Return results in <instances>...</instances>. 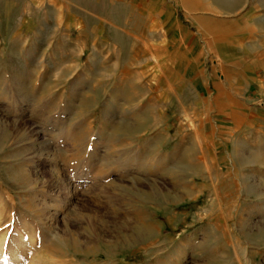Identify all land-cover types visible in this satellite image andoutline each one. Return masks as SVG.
<instances>
[{"label":"rangeland","instance_id":"rangeland-1","mask_svg":"<svg viewBox=\"0 0 264 264\" xmlns=\"http://www.w3.org/2000/svg\"><path fill=\"white\" fill-rule=\"evenodd\" d=\"M0 264H264V0H0Z\"/></svg>","mask_w":264,"mask_h":264},{"label":"crops","instance_id":"crops-1","mask_svg":"<svg viewBox=\"0 0 264 264\" xmlns=\"http://www.w3.org/2000/svg\"><path fill=\"white\" fill-rule=\"evenodd\" d=\"M239 112V114H243L242 112H240V111H238ZM233 113H235V112H233V111H231V113H229L230 114V116L232 117L231 119H233L234 120V114ZM234 122V121H233ZM214 146L216 147L217 146V143L215 142L214 143Z\"/></svg>","mask_w":264,"mask_h":264}]
</instances>
